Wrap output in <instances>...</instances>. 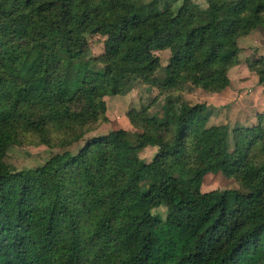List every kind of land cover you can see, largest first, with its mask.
Listing matches in <instances>:
<instances>
[{"label":"trees","instance_id":"obj_1","mask_svg":"<svg viewBox=\"0 0 264 264\" xmlns=\"http://www.w3.org/2000/svg\"><path fill=\"white\" fill-rule=\"evenodd\" d=\"M205 1L207 18L191 0L151 14L140 0H0V264H264V114L263 125L235 131L231 153L226 126H206L204 105L169 100L164 122L142 116L138 125L141 144L157 148L147 163L123 130L33 169L3 161L19 121L40 131L83 124L96 115L95 98L120 91L117 67L148 75L160 67L156 51L170 52L165 87L224 90L237 38L264 27V10L253 0ZM97 33L102 72L81 60L87 35ZM256 72L264 84V69ZM257 144L259 165L248 157ZM216 172L245 191L201 192L202 178ZM142 207H163L165 216L134 213ZM183 229L184 238L161 244L158 234Z\"/></svg>","mask_w":264,"mask_h":264},{"label":"rangeland","instance_id":"obj_2","mask_svg":"<svg viewBox=\"0 0 264 264\" xmlns=\"http://www.w3.org/2000/svg\"><path fill=\"white\" fill-rule=\"evenodd\" d=\"M146 13H156L169 7L176 10L181 0H140ZM218 3H231L238 0H216ZM264 10V0H253ZM192 4L205 18L209 16L205 0H191ZM105 37L101 33L87 35V46L81 57L89 63L93 71L102 72L105 68L104 53ZM238 47L237 64L227 72L228 86L220 92H207L189 82H179L173 87L162 84L164 68L168 64L170 52L168 49L156 51L153 54L160 59V67L145 76L134 73L131 64L117 67L119 79L118 94L101 96L94 99L97 107L94 114H89L83 124L67 123L52 125L47 123L43 130L24 120L16 125L17 135L8 146L3 161L10 170H27L36 168L46 161L60 159L67 154L75 155L93 137L105 136L112 131H125L124 141L137 152L138 158L149 162L157 152L156 147L143 146L138 138L141 133L139 124H143L142 116L164 122L167 102L174 100L176 107L201 104L206 107V126H226L227 151L235 148V131L251 128L263 121L258 116L264 114V84L258 83L256 69H264V27L253 28L247 35L236 40ZM250 66L253 69H250ZM76 112V110H73ZM130 114L135 124L130 121ZM132 119V118H131ZM260 145H254L248 157L259 165L263 156ZM179 180H185V175L179 169L174 172ZM147 187L143 181L141 188ZM238 190L245 191L244 186L234 177H226L221 172L208 173L202 178L200 191ZM149 211L152 215L164 218L163 207H142L134 209L135 214ZM87 216L88 214H84ZM183 229L176 236L158 234L164 247H168L175 239L184 238Z\"/></svg>","mask_w":264,"mask_h":264}]
</instances>
